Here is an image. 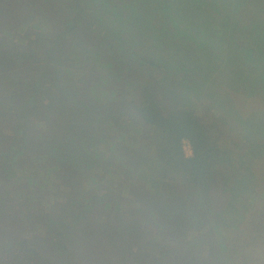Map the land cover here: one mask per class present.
Listing matches in <instances>:
<instances>
[{
    "label": "rangeland",
    "instance_id": "374dc122",
    "mask_svg": "<svg viewBox=\"0 0 264 264\" xmlns=\"http://www.w3.org/2000/svg\"><path fill=\"white\" fill-rule=\"evenodd\" d=\"M8 1L0 0V264H63L66 252L71 264H225L223 241L237 263L264 264V41L244 33L247 45L237 43L247 22L236 20L239 0H202L199 28L216 31L209 22L221 17L224 39L185 34L178 21L167 26L181 33L167 68L185 84L186 105L219 122L221 143L237 160L234 177L249 187L244 197L235 192L249 214L224 239L192 204L148 193L152 130L131 106L125 80L146 76L139 33L158 29V12L152 24H131L117 17L119 0H84L79 30L92 39L68 31L57 41L34 6L8 11ZM129 1L122 10L152 8ZM116 25L139 43L121 46Z\"/></svg>",
    "mask_w": 264,
    "mask_h": 264
},
{
    "label": "trees",
    "instance_id": "16d2710c",
    "mask_svg": "<svg viewBox=\"0 0 264 264\" xmlns=\"http://www.w3.org/2000/svg\"><path fill=\"white\" fill-rule=\"evenodd\" d=\"M145 1H149L152 6L145 14L142 10H139L141 13L133 8L127 11L130 7L127 4L133 3L129 0H119L120 6L128 9L122 10L117 6L116 10L113 9L118 13L117 17L128 16L131 24L134 22L145 25L152 24L151 14L158 12L155 19V22L160 24L158 29L139 33L140 42H145L146 46L137 45L140 47L138 65L146 71V76L134 75L135 79L125 80L131 86V106L144 124L152 130L154 157L149 163L152 175L149 184L152 190L148 193L162 202L176 201L192 204L196 210L205 215L215 234L224 239L227 237L228 228H239L238 223L245 221L249 214L248 210L238 205L241 202L239 198L244 197L248 186H243L242 181L234 177L237 160L231 151H225L221 143L223 133L220 125H217L219 122H207L192 106L186 105L185 84L178 78L173 68H167L174 56L169 55L170 49L179 34L171 33L167 26L178 21L185 34L200 37L208 35L210 41L213 36L215 39H224L225 28H220L222 19L218 16H214L211 18L212 22H209L211 26H215L216 31L212 30L214 33L208 31L206 27L199 28L205 26L203 23L198 25L205 11V2L202 0ZM70 2L71 4L73 2L72 6ZM70 2L68 0L62 3L46 0H9L5 5L8 11L11 9L23 11V8L28 5L34 6L38 10V15L49 24L50 34L57 41H61L68 31H80L87 40L92 39L85 31L79 30L83 24L81 23L83 15L86 13L84 0H70ZM238 2L241 8L236 12L238 16L236 20L247 19V22L243 21L245 26L241 29V35L236 33L237 43L247 45L250 38L242 37L246 33L247 37H254L257 40L256 44L261 46V41H264V0L256 2V8L251 9L254 13L250 16L245 10L252 6V0H239ZM224 3L226 4L227 0H224ZM71 8H79L76 16L77 22L73 27L66 25ZM258 8L262 10L257 11ZM139 16L141 20L135 19ZM121 26L116 25L115 27L117 29L115 32L121 37L125 34L124 45L123 41H120L121 46L125 47L128 42L131 45L138 44L139 42L134 40L137 37L132 32L125 31ZM249 47L252 48L249 53L254 55L257 50L252 44ZM46 64L48 69L51 66L48 59ZM41 86V83H37L33 88L34 91L38 92ZM214 117L216 119L217 116L214 115ZM222 124L225 125L224 122ZM244 124L246 125L245 121H242L241 126L243 127ZM184 141H188L191 145L193 151L191 157L186 156ZM255 146L251 143L250 150ZM258 146L264 149V144ZM170 176H175L176 180H169ZM234 180H237L238 184L233 183ZM253 188V185L250 186V191L254 190ZM235 192L239 196L238 200ZM120 210L121 207L118 212ZM18 244L23 248V242ZM220 246L225 254V264H239L233 255L234 250L227 241L221 242ZM64 256L63 264H71L70 254L66 252Z\"/></svg>",
    "mask_w": 264,
    "mask_h": 264
},
{
    "label": "built area",
    "instance_id": "2783aa9c",
    "mask_svg": "<svg viewBox=\"0 0 264 264\" xmlns=\"http://www.w3.org/2000/svg\"><path fill=\"white\" fill-rule=\"evenodd\" d=\"M184 151H185L187 157H191L193 154L191 145L188 141H184Z\"/></svg>",
    "mask_w": 264,
    "mask_h": 264
},
{
    "label": "water",
    "instance_id": "95a60500",
    "mask_svg": "<svg viewBox=\"0 0 264 264\" xmlns=\"http://www.w3.org/2000/svg\"><path fill=\"white\" fill-rule=\"evenodd\" d=\"M169 180H176V177L175 176H170Z\"/></svg>",
    "mask_w": 264,
    "mask_h": 264
}]
</instances>
